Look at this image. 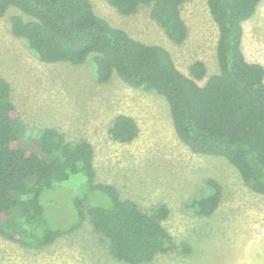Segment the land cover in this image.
<instances>
[{
    "label": "trees",
    "instance_id": "trees-1",
    "mask_svg": "<svg viewBox=\"0 0 264 264\" xmlns=\"http://www.w3.org/2000/svg\"><path fill=\"white\" fill-rule=\"evenodd\" d=\"M107 1L124 15L152 5V18L171 40L182 43L188 36L182 16L188 0ZM261 2L208 0L219 29L220 71L204 85L198 83L207 75L203 62L191 66L190 76L184 74L166 48L144 44L112 27L95 13L90 0H0V17L15 7L32 18L14 16L11 30L42 62L82 65L91 57L99 82H109L116 72L128 86L165 97L182 143L195 154L227 159L254 192L264 195V66L247 61L242 49L244 24L255 16ZM11 94L9 82L0 78V234L41 248L79 229L85 218L82 202H75L77 220L69 229L52 230L45 227L49 208L42 197L80 174L110 202L86 210L95 231L109 239L115 258L141 264L177 247L162 224L170 215L166 205L149 215L136 202L122 199L112 185L97 184L90 142H70L57 130L45 129L37 150L22 145L16 130L21 113ZM139 132L137 121L127 114L116 116L109 129L110 138L120 144L133 142ZM207 184L209 195L187 203L195 216L210 217L220 205L219 182L209 179Z\"/></svg>",
    "mask_w": 264,
    "mask_h": 264
},
{
    "label": "rangeland",
    "instance_id": "rangeland-1",
    "mask_svg": "<svg viewBox=\"0 0 264 264\" xmlns=\"http://www.w3.org/2000/svg\"><path fill=\"white\" fill-rule=\"evenodd\" d=\"M90 1L112 27L144 44L166 48L184 74L190 76L191 66L203 62L207 75L200 85L219 73V29L208 0L183 5L188 36L182 43L171 40L152 18V5L124 15L107 0ZM14 16L32 18L15 7L0 17V78L9 82L21 113L18 129L15 126L21 144L37 150L45 129L57 130L70 142L88 141L95 149L97 184L112 185L122 199L136 202L149 215L166 205L170 215L162 224L177 247L141 264H254L251 257L264 264V250L258 246L264 235V195L254 192L234 165L223 157L195 154L182 143L162 95L132 88L116 72L109 82H99L91 57L82 65L40 61L27 42L12 33ZM242 49L247 61L264 66V0L244 24ZM120 114L132 116L140 129L138 138L128 144L116 143L109 135ZM209 179L222 188L220 205L210 217L195 216L187 203L209 195ZM76 200L83 203L85 213L79 229L41 248L0 234V264H130L115 258L109 239L92 226L87 206L110 202L80 174L43 194L42 202L49 208L45 227L69 229L77 220Z\"/></svg>",
    "mask_w": 264,
    "mask_h": 264
},
{
    "label": "crops",
    "instance_id": "crops-1",
    "mask_svg": "<svg viewBox=\"0 0 264 264\" xmlns=\"http://www.w3.org/2000/svg\"><path fill=\"white\" fill-rule=\"evenodd\" d=\"M260 237V242H259V244H258V246H259V248L260 247H262V249L264 250V235H262V236H259ZM259 240H257V241H259ZM255 254V256H256V258L258 259V257H257V253H254ZM252 258V257H251ZM251 258H250V262H252V263H254V264H260V263H258V262H255L254 260H253V258H252V261H251ZM259 260V259H258Z\"/></svg>",
    "mask_w": 264,
    "mask_h": 264
}]
</instances>
